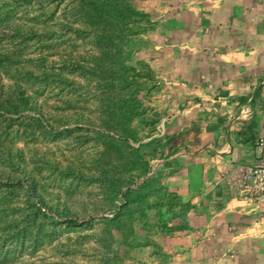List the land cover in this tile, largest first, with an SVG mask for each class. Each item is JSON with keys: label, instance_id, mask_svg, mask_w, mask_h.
Here are the masks:
<instances>
[{"label": "rangeland", "instance_id": "obj_1", "mask_svg": "<svg viewBox=\"0 0 264 264\" xmlns=\"http://www.w3.org/2000/svg\"><path fill=\"white\" fill-rule=\"evenodd\" d=\"M140 4L147 7L152 26L140 34L143 42L133 51L130 61L142 70L140 77L145 82L138 92L132 91L130 104L138 114L130 119L120 118L116 124H104L108 118L102 111L103 97L92 90L74 91L72 86L79 88L78 85L69 83L71 94L82 96L78 105L81 111L98 124H58L50 119L51 124L42 126L24 123L22 116L0 115V174L14 184L25 176L32 178L39 198L54 209L50 212L43 208L39 199H31L24 187H4L0 191V264L181 262L177 247L170 240V236L181 231L171 234L169 228H173L174 218L182 224L187 210L180 200H169L168 204L164 201L167 181L162 166L164 157L155 151L157 142L164 141V58L172 52L164 47L167 42L164 26L158 28L156 37L152 32L158 24L164 25L167 12L164 0H141ZM27 15L21 0H0V28L18 23ZM8 43L0 36V45ZM147 67L151 69L149 73ZM73 76L78 80V75ZM37 86V83L28 86L34 102L45 103L52 112H62V108L54 107L60 104L58 87L48 85L36 91ZM108 126L131 129L139 140L130 144L145 157L142 160L132 156L138 162L125 168L113 148V167L108 166L111 172L103 176L100 170L110 164L109 152H105L109 140L106 135H113L105 130ZM118 137L115 135L123 143ZM155 155L157 159H152ZM146 168H149L147 182L138 188L145 179L139 180L132 187L131 205L125 214L118 216L125 197L117 196L109 182ZM37 207L44 213L38 212ZM188 226L187 230L192 229L190 223Z\"/></svg>", "mask_w": 264, "mask_h": 264}, {"label": "crops", "instance_id": "obj_2", "mask_svg": "<svg viewBox=\"0 0 264 264\" xmlns=\"http://www.w3.org/2000/svg\"><path fill=\"white\" fill-rule=\"evenodd\" d=\"M164 8L152 32L164 26L172 52L164 192L189 207L192 226L170 236L179 264H264V200L242 187L263 156L264 0H164Z\"/></svg>", "mask_w": 264, "mask_h": 264}, {"label": "trees", "instance_id": "obj_3", "mask_svg": "<svg viewBox=\"0 0 264 264\" xmlns=\"http://www.w3.org/2000/svg\"><path fill=\"white\" fill-rule=\"evenodd\" d=\"M21 1L24 3L25 13L28 14L26 19L18 23H8L0 28V36L9 42L8 45H0L1 116H22L24 123L42 126L51 124L50 119H54L58 124H98L81 111L78 105L82 96L71 94L69 83L78 85L79 88L72 86L74 91L92 90L98 97H103L100 99V102H103L102 111L108 118L104 124H116L120 118L130 119L138 114L136 110H132L130 104L132 91L138 92V88L144 87L145 82L140 77L142 70L130 64V61L133 51L143 42L140 34L152 26L150 13L146 6L140 4L141 0ZM6 46L7 48H4ZM146 71L149 73L151 69L147 67ZM73 75H78V80ZM8 79L14 81L9 82ZM36 83V91L48 85L58 87L61 94L60 104L54 107L62 108V112H52L46 108L45 103L34 102L35 98L29 92L28 86ZM139 102L142 103V100ZM26 112L34 114L26 115ZM105 130L113 132V135H106L109 140L105 152H109L110 164L104 165L100 170L103 176H108L111 172L108 166L113 167V148L119 153L125 168H130L138 162L134 161L132 156L144 159L145 155L140 149L135 150L130 144V141L139 140L131 129L108 126ZM115 135H118L123 143L118 142ZM164 149V141H158L155 145L156 153L164 157ZM152 159H157V155ZM148 173L149 168H146L142 172L129 173L122 178L117 176L116 182H109L108 185L113 186L117 196L125 197V204L117 212L118 216L125 214L131 205L129 193L134 191L132 187L139 180L145 179ZM25 177L14 184L12 180L0 174V191L4 187H24L29 191L31 199H39L43 208L54 212L51 205L39 198L36 182L30 177ZM4 179L6 181H3ZM147 180L145 179L138 188ZM165 199L167 204L169 200H176L164 192V201ZM183 207L188 214L189 207ZM36 210L42 212L40 207ZM187 214L184 215L182 224H172L173 228H169L171 234L189 229ZM172 220L175 221L176 218ZM30 225L31 223L27 224L28 227Z\"/></svg>", "mask_w": 264, "mask_h": 264}, {"label": "built area", "instance_id": "obj_4", "mask_svg": "<svg viewBox=\"0 0 264 264\" xmlns=\"http://www.w3.org/2000/svg\"><path fill=\"white\" fill-rule=\"evenodd\" d=\"M260 146L263 149L262 158L245 173L242 182L245 195L253 200H264V135L260 139Z\"/></svg>", "mask_w": 264, "mask_h": 264}]
</instances>
